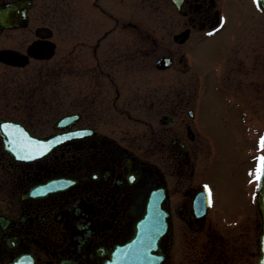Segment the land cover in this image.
<instances>
[{"label":"flooded vegetation","instance_id":"flooded-vegetation-1","mask_svg":"<svg viewBox=\"0 0 264 264\" xmlns=\"http://www.w3.org/2000/svg\"><path fill=\"white\" fill-rule=\"evenodd\" d=\"M24 2L25 27L0 25V52L28 58L0 60V122L67 140L21 161L0 135V264H258L260 139L243 132L254 149L240 203L219 217L220 187L207 176H224L215 137L200 128L202 103L184 117L186 88L175 77L205 71L193 48L208 39L224 76L205 92L215 87L223 97L224 121L251 123L238 109L259 106L254 94L245 97L262 89L254 82L264 74V0H0V10L15 18ZM150 8L158 22L148 13L133 19L134 9ZM52 10L62 11L59 20ZM163 57L170 64L159 68ZM59 76L62 109L54 112L50 87ZM24 96L46 97L42 115L22 116ZM240 160L244 167L247 158ZM154 197L166 225L160 260L125 259Z\"/></svg>","mask_w":264,"mask_h":264},{"label":"rangeland","instance_id":"rangeland-1","mask_svg":"<svg viewBox=\"0 0 264 264\" xmlns=\"http://www.w3.org/2000/svg\"><path fill=\"white\" fill-rule=\"evenodd\" d=\"M54 11V12H53ZM148 13L149 18L146 20H154L157 21V13L154 9L150 8L148 11H137L133 10V19H145L143 14ZM62 11L52 10L50 15L53 19L59 20L61 17ZM127 19V16H126ZM132 19V18H131ZM154 28V29H153ZM151 28L153 30V35H159L158 33V25L155 23V26ZM121 35V33H118ZM208 39H204L202 44L199 45L198 48H193L194 55V65H198L202 70H205L202 74L198 75H190L188 73L181 74L175 77L176 81L178 80L180 84L186 88V91L183 92L187 95L188 105L185 106V110L183 115L188 120V110L193 108L197 103H202L203 110H200V120L201 130L206 134H211L215 137V144L212 145L214 147V156L216 161L220 164V169L224 173V176L218 174V176L212 172L208 174V179H210L214 184L220 187L218 195L221 196L218 204L216 205V213L219 217L228 216L232 214L233 207L240 203L239 197H241L244 180H245V168L248 164V158L252 154L254 149V145L252 140H244L243 132H246V138L252 139H264V74L260 76V80L254 82L256 86L260 85L262 88L259 92H247L246 100L252 99L251 95L256 96V100H259V106H254L251 103V107L247 106L245 109L239 108V116H246L251 123H234L230 120L224 121V117L227 115V112L224 108L221 107V102L223 97L218 94L216 91V86L223 83L224 73L220 69V56L218 57L211 50L207 43ZM209 42V41H208ZM204 44V45H203ZM217 57V58H216ZM2 73V69L0 67V75ZM169 79H173L172 76H167ZM197 84V87H196ZM213 85L215 87H208V92L206 93V86ZM205 86V87H204ZM55 93L54 99V112L60 111L61 100H62V85H61V77L58 79H54L52 86L50 87ZM43 95L47 92V90H43ZM205 94V95H204ZM204 95V96H203ZM42 99V100H41ZM43 102L48 104L46 97H38V98H29L24 96L23 104H22V116H30L32 115L31 111L33 109L37 110L38 115H42L40 113L41 109L37 106H45ZM216 103V104H215ZM165 109V113H168L169 107H163ZM158 109V108H157ZM43 110L47 113L49 109L43 108ZM160 110V109H158ZM163 112L160 111L159 115ZM229 113V112H228ZM37 115V116H38ZM55 115V114H51ZM220 119H218V118ZM158 122V121H157ZM153 126H160L159 124H154ZM39 130V129H38ZM41 132L47 131L39 130ZM134 133H137L136 130H133ZM148 135L150 134V130H147ZM244 137V138H243ZM235 139V140H234ZM241 143L242 147L236 145L235 142ZM247 141V142H246ZM241 148V153H238V148ZM261 153L264 154V151L261 150ZM247 158V161L244 167L241 166V160L243 158ZM235 162V165H234ZM216 193V194H217Z\"/></svg>","mask_w":264,"mask_h":264},{"label":"water","instance_id":"water-1","mask_svg":"<svg viewBox=\"0 0 264 264\" xmlns=\"http://www.w3.org/2000/svg\"><path fill=\"white\" fill-rule=\"evenodd\" d=\"M31 5L22 3L21 8L17 10L15 18H8L5 15L10 11L7 7L4 10H0V25L3 27H25L28 23L27 10ZM12 20V21H11ZM6 21V22H5ZM29 54L34 56H40L33 50L29 51ZM21 56L20 54L12 52H0V60L6 61L7 59L11 64H15L14 60H18L17 64L24 65L27 63V56ZM157 67L164 68L169 65V58H161L156 63ZM67 119H62L56 124L57 128H61ZM68 121V120H67ZM0 134L4 143L11 151H14L15 157L25 156L26 159L20 160H32L37 157H43L53 150L56 146L60 145L63 141L62 135H55L50 138L37 139L29 137L28 133L24 132L19 127H14L10 124L0 123ZM154 196H157L155 194ZM257 202L261 212L262 229L259 239V258L258 264H264V180L258 185ZM166 230L164 219L159 212L158 199L154 197L148 204L147 213L144 219L137 226V234L135 240L131 244V249L128 251L125 259L133 260H151L158 262L160 257L156 254L158 251V245L160 238Z\"/></svg>","mask_w":264,"mask_h":264},{"label":"snow or ice","instance_id":"snow-or-ice-1","mask_svg":"<svg viewBox=\"0 0 264 264\" xmlns=\"http://www.w3.org/2000/svg\"><path fill=\"white\" fill-rule=\"evenodd\" d=\"M259 147L262 151H264V139H262L260 141ZM17 158L18 159H26L28 157L18 156ZM257 164H258V166H257V169L255 170L254 175H255L256 183L258 185H260L261 181L264 180V156L258 158ZM250 175H252V174L250 173Z\"/></svg>","mask_w":264,"mask_h":264}]
</instances>
